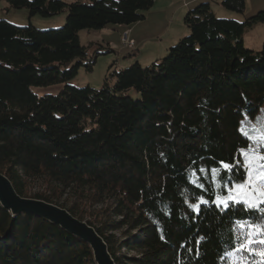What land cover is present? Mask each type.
<instances>
[{
	"label": "trees",
	"instance_id": "1",
	"mask_svg": "<svg viewBox=\"0 0 264 264\" xmlns=\"http://www.w3.org/2000/svg\"><path fill=\"white\" fill-rule=\"evenodd\" d=\"M6 1V10L27 9L30 18L67 11L64 26L48 30L0 18V172L16 191L92 225L116 264H264V243L237 251L250 233L264 238L237 222L264 225V212L216 202L244 175L221 162L243 160L251 141L241 121H256L264 104V45L252 50L244 40L264 24V10L237 21L202 1L165 58L114 63L94 89L69 84L100 54L79 32L137 23L155 0ZM221 5L243 14L246 0ZM57 84V94L32 89ZM0 264L97 262L89 243L58 224L0 204Z\"/></svg>",
	"mask_w": 264,
	"mask_h": 264
},
{
	"label": "rangeland",
	"instance_id": "2",
	"mask_svg": "<svg viewBox=\"0 0 264 264\" xmlns=\"http://www.w3.org/2000/svg\"><path fill=\"white\" fill-rule=\"evenodd\" d=\"M64 1L72 2L73 0ZM174 1L176 4L168 6L170 1L156 0L155 6L151 8L156 12L151 13L140 23L137 22L132 25H125L124 27L120 26V24H109L102 30H81L79 32L81 44L88 47L90 54L93 55L97 52L100 54L97 55L96 64L91 71L87 70L85 67H81L78 74L69 81V84L76 87L90 85L94 89H100L104 84L109 67L114 63L119 68H127L136 63L138 58L141 61L139 62L141 65L148 66L157 58H165L168 55V51H164L165 38L162 40L161 37H151L153 35H148L149 37H147L146 41L139 42L138 46L134 45V49L128 44H125L123 38L127 33L125 31L126 28L132 29V31H135L134 34L138 35L139 32L143 31L146 34H152V31L155 30V28L165 30L166 32H164V34H166L168 31L171 32V30H174L177 27H185V15L181 13L182 6L180 7V0ZM164 2H167L165 5L166 8L164 7ZM221 2L217 3L214 0H211L210 2L216 16L219 18H229L239 21L244 20L243 16L245 12L251 16L264 10V0H246V9L243 14L224 8L221 5ZM7 5L6 0H0V16L7 17L3 19L17 26H28L32 24L40 30H48L60 28L66 23L67 11L52 17H44L41 14H35L31 16L33 20L32 23L27 9H10L8 11L6 10ZM263 36V23L256 24L252 29L246 30L244 36L246 47L252 50L262 49L264 41L263 43H259L257 39H261ZM131 41L134 40L131 36H128V42L130 43ZM108 48L110 49L108 50ZM137 49H139V51ZM61 88L62 85L57 84L48 87L34 86L32 89L35 93L42 96L45 94H57ZM133 97L139 98L138 93L133 92ZM258 118L264 119V104L261 107V112L259 113ZM257 122V120L252 121V124H256ZM251 196L258 197V193L252 192ZM217 200L218 198L216 199V202ZM125 255L136 256L138 255V251H127Z\"/></svg>",
	"mask_w": 264,
	"mask_h": 264
},
{
	"label": "snow or ice",
	"instance_id": "3",
	"mask_svg": "<svg viewBox=\"0 0 264 264\" xmlns=\"http://www.w3.org/2000/svg\"><path fill=\"white\" fill-rule=\"evenodd\" d=\"M257 123L252 124L250 120L241 121L240 132L246 140L251 141L247 148L240 149V154L243 160H237L235 163L221 162L226 173H232L233 169L239 171L244 170V175L237 181L233 180L232 187L228 189L229 195L226 197H218L217 206L223 205L224 208L229 206L235 207L236 204H241L245 209L264 212L260 207L264 204V119L256 118ZM219 169H214L213 174L217 175ZM227 186V179H232L228 176L226 179L222 177ZM219 186V185H218ZM252 192L258 193V197L251 196ZM200 202L207 204L208 201L200 198ZM191 207L199 211V204L191 205ZM241 228L252 227L257 230L255 234L264 236V225L250 224L248 221L237 222ZM243 239L237 249L239 252H256L254 244L264 243V238L256 240L250 237ZM203 239V238H202ZM259 254L264 255V251Z\"/></svg>",
	"mask_w": 264,
	"mask_h": 264
},
{
	"label": "water",
	"instance_id": "4",
	"mask_svg": "<svg viewBox=\"0 0 264 264\" xmlns=\"http://www.w3.org/2000/svg\"><path fill=\"white\" fill-rule=\"evenodd\" d=\"M0 204L13 216L22 213L37 215L52 223L58 224L66 231L90 244L97 264H116L108 246L96 229L74 217L67 209L42 199L20 195L11 180L0 172Z\"/></svg>",
	"mask_w": 264,
	"mask_h": 264
},
{
	"label": "crops",
	"instance_id": "5",
	"mask_svg": "<svg viewBox=\"0 0 264 264\" xmlns=\"http://www.w3.org/2000/svg\"><path fill=\"white\" fill-rule=\"evenodd\" d=\"M74 1V0H73ZM163 1H170L168 6L172 5V4H176L174 0H163ZM202 1H210L211 0H180V7L182 6V11L181 13L186 15V13L193 7H195L198 3L202 2ZM213 1V0H212ZM216 1L217 3H220L221 1L223 0H214ZM156 2V0H155ZM166 3L167 2H164V7L166 8ZM155 6V4H154ZM179 8V7H178ZM259 9V8H258ZM153 12H156V11H153L152 9L146 11L144 14H145V17L143 20H145L151 13ZM26 15V13H25ZM254 15V14H253ZM2 18H7V17H4V16H0ZM249 17V14L248 13H244V16L243 18H247ZM185 18V16H184ZM31 21L33 23V20L31 18ZM142 21V20H141ZM141 21H139L138 23H140ZM239 21H242V20H239ZM185 23V22H184ZM122 27H124L125 25H120ZM137 26V25H136ZM256 26V25H255ZM126 32H128V36H131V38L134 40L135 42V46H138L139 42H142V41H146L147 37H149L148 35H153L151 37H161L162 40L163 38H165V50L164 51H168L169 48L172 46V45H175L176 43H178L181 39H183L184 37H186V35L189 34V29L188 27L186 26L185 24V27L183 26H180V27H177L175 28L174 30H171L168 31V33L164 34V32H166L165 30L163 29H159V28H155V30L152 31V34L151 33H145L144 31L143 32H139L138 35L137 34H134L135 31H132V29H129V28H126L125 29ZM144 39V40H143ZM257 41L259 43H263L264 41V36L263 38H259L257 39ZM135 47H133L134 49ZM140 49V48H139ZM139 49H137L139 51ZM136 50V49H135ZM167 53V52H165ZM157 60H160V58H157L155 61ZM137 61L138 62H141L138 58H137Z\"/></svg>",
	"mask_w": 264,
	"mask_h": 264
},
{
	"label": "built area",
	"instance_id": "6",
	"mask_svg": "<svg viewBox=\"0 0 264 264\" xmlns=\"http://www.w3.org/2000/svg\"><path fill=\"white\" fill-rule=\"evenodd\" d=\"M123 40H124V43H125V44H128L130 47H134L135 42H134V41H131V42L129 43V42H128V35H125L124 38H123Z\"/></svg>",
	"mask_w": 264,
	"mask_h": 264
},
{
	"label": "bare ground",
	"instance_id": "7",
	"mask_svg": "<svg viewBox=\"0 0 264 264\" xmlns=\"http://www.w3.org/2000/svg\"><path fill=\"white\" fill-rule=\"evenodd\" d=\"M125 35H128V32Z\"/></svg>",
	"mask_w": 264,
	"mask_h": 264
}]
</instances>
